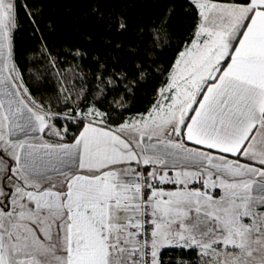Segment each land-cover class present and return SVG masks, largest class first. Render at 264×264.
I'll list each match as a JSON object with an SVG mask.
<instances>
[{"label": "snow or ice", "instance_id": "1", "mask_svg": "<svg viewBox=\"0 0 264 264\" xmlns=\"http://www.w3.org/2000/svg\"><path fill=\"white\" fill-rule=\"evenodd\" d=\"M0 264H264V0H0Z\"/></svg>", "mask_w": 264, "mask_h": 264}, {"label": "trees", "instance_id": "2", "mask_svg": "<svg viewBox=\"0 0 264 264\" xmlns=\"http://www.w3.org/2000/svg\"><path fill=\"white\" fill-rule=\"evenodd\" d=\"M158 5L148 4L146 6H142V10L144 12L145 21L148 20L149 16L155 15L159 11ZM140 10V9H138ZM63 28L67 29V31L58 30L57 35L55 37V42L57 45L65 43L64 40L65 35L70 36V29L68 26H62ZM19 40V49L18 54L26 52L30 49L34 42L28 38L27 32H20L18 34ZM21 60H23V56H20ZM152 95H153V85L149 84L147 87H140L136 94V101H135V108L134 111H141L146 108L152 102Z\"/></svg>", "mask_w": 264, "mask_h": 264}]
</instances>
